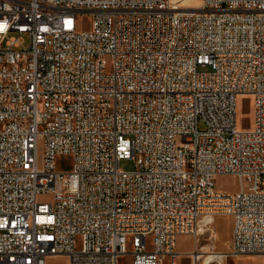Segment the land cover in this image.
I'll return each instance as SVG.
<instances>
[{
    "label": "built area",
    "instance_id": "obj_1",
    "mask_svg": "<svg viewBox=\"0 0 264 264\" xmlns=\"http://www.w3.org/2000/svg\"><path fill=\"white\" fill-rule=\"evenodd\" d=\"M187 1L0 0V264H198L217 215L264 255V0Z\"/></svg>",
    "mask_w": 264,
    "mask_h": 264
},
{
    "label": "rangeland",
    "instance_id": "obj_2",
    "mask_svg": "<svg viewBox=\"0 0 264 264\" xmlns=\"http://www.w3.org/2000/svg\"><path fill=\"white\" fill-rule=\"evenodd\" d=\"M78 29L87 30L90 28L91 18L87 15L80 14L77 17ZM205 70L201 68L200 71ZM246 98H241L238 101V122L240 127L247 128L251 126V108L246 102ZM56 166L59 169L69 170L72 167V158L69 155L58 156L56 159ZM119 167L125 171H130L135 168L134 159H122ZM215 184L219 191L234 192L238 190V182L235 177L232 176H218L215 178ZM38 202H50V195H39L37 197ZM201 234L199 235L198 246L202 247V252H222L225 255L231 251V231L232 220L228 215H217L214 220L203 227ZM191 239V240H190ZM150 243V238H148ZM80 239L76 241V247L79 246ZM195 243V236L190 235L182 242L183 247H187L185 250L189 252L192 249V245ZM150 248V245H149ZM126 250L132 251L131 239H127ZM205 254L199 260L198 264H205ZM232 256H224L221 259L210 261L208 264H230ZM67 258L63 257H51L47 260L46 264H67ZM118 264H132V257L130 254H124L119 257ZM177 264H191L190 256L180 253L177 257Z\"/></svg>",
    "mask_w": 264,
    "mask_h": 264
},
{
    "label": "crops",
    "instance_id": "obj_3",
    "mask_svg": "<svg viewBox=\"0 0 264 264\" xmlns=\"http://www.w3.org/2000/svg\"><path fill=\"white\" fill-rule=\"evenodd\" d=\"M189 238L188 235L186 236H179L176 242V249L179 253H185L187 247L182 246V242L184 239ZM191 240V239H190ZM195 247V243L192 245V251ZM65 258V257H63ZM230 264H264V255H245V256H234L230 260Z\"/></svg>",
    "mask_w": 264,
    "mask_h": 264
},
{
    "label": "bare ground",
    "instance_id": "obj_4",
    "mask_svg": "<svg viewBox=\"0 0 264 264\" xmlns=\"http://www.w3.org/2000/svg\"><path fill=\"white\" fill-rule=\"evenodd\" d=\"M187 2H188L187 4H191V6H194V8H200L201 7V2L199 0H188ZM203 221H206V220L203 219ZM202 230H204L203 227L200 228L199 232L201 233ZM204 254L208 260H212V261H214L216 259H221L224 257V253L217 252V251H212V252L210 251V252H207ZM200 257H202V256H199L198 258H200Z\"/></svg>",
    "mask_w": 264,
    "mask_h": 264
}]
</instances>
